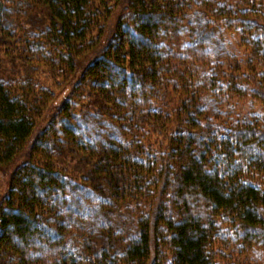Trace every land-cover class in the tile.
I'll use <instances>...</instances> for the list:
<instances>
[{
    "label": "trees",
    "instance_id": "1",
    "mask_svg": "<svg viewBox=\"0 0 264 264\" xmlns=\"http://www.w3.org/2000/svg\"><path fill=\"white\" fill-rule=\"evenodd\" d=\"M0 169V264H264V0H0Z\"/></svg>",
    "mask_w": 264,
    "mask_h": 264
},
{
    "label": "rangeland",
    "instance_id": "2",
    "mask_svg": "<svg viewBox=\"0 0 264 264\" xmlns=\"http://www.w3.org/2000/svg\"><path fill=\"white\" fill-rule=\"evenodd\" d=\"M56 92H58V90H56ZM68 92H69V86L65 88L62 92H58L60 93L59 98H61L63 95H66ZM9 171H10L9 169L8 170L0 169V199H1V196L5 193V190L8 184Z\"/></svg>",
    "mask_w": 264,
    "mask_h": 264
}]
</instances>
